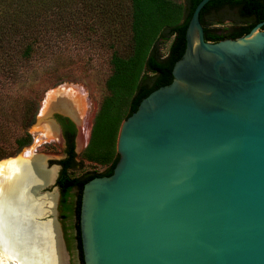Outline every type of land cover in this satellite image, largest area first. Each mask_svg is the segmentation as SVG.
Instances as JSON below:
<instances>
[{
	"label": "water",
	"instance_id": "1",
	"mask_svg": "<svg viewBox=\"0 0 264 264\" xmlns=\"http://www.w3.org/2000/svg\"><path fill=\"white\" fill-rule=\"evenodd\" d=\"M211 1L192 15L172 83L122 123L114 173L84 186L85 264H264V22L208 42ZM56 167L39 193L53 188L59 206Z\"/></svg>",
	"mask_w": 264,
	"mask_h": 264
},
{
	"label": "trees",
	"instance_id": "2",
	"mask_svg": "<svg viewBox=\"0 0 264 264\" xmlns=\"http://www.w3.org/2000/svg\"><path fill=\"white\" fill-rule=\"evenodd\" d=\"M201 1L189 0L184 5L176 0H131V53L128 56L114 53L112 56L113 73L106 84L109 95L95 117L89 144L82 155L81 164L88 161L105 167L103 173H89L84 177L70 174L71 170L78 169L79 164L74 143L76 132L70 135L66 127L71 150L68 158L60 161L62 171L57 186L61 192L63 220L71 216L76 219V241L82 264L85 263L80 215L84 186L95 178L114 173L119 162L117 142L122 123L138 110L141 102L152 92L172 83L174 67L186 51L189 23ZM120 5L121 1L110 4V7L117 9ZM100 11V6H93L88 0H0V75L18 76V63L32 60L43 47L44 38H47V43L52 40L55 27L65 23L59 21L64 13L72 21L71 24L86 28L90 27L94 13L101 15ZM221 11L236 12L239 23L222 28L205 19L208 14ZM200 18L206 41L237 39L264 22V0H214L205 6ZM70 22H67L69 30L74 28L69 25ZM119 23L118 18L113 16L105 21L110 41L116 42L121 38L116 31ZM170 41L168 52L164 53L161 45ZM37 112L38 107L28 114L27 127L35 122ZM31 143L32 137L25 131L17 139L15 151L8 156L19 153ZM4 158H0V162ZM74 190L78 191V195L72 202Z\"/></svg>",
	"mask_w": 264,
	"mask_h": 264
},
{
	"label": "rangeland",
	"instance_id": "3",
	"mask_svg": "<svg viewBox=\"0 0 264 264\" xmlns=\"http://www.w3.org/2000/svg\"><path fill=\"white\" fill-rule=\"evenodd\" d=\"M120 1L122 5L117 9L110 7V4ZM176 1L187 5L185 0ZM88 2L93 6H100L101 9V15L94 13V18H91L90 14V27L83 28L80 24H71L72 21L70 22L68 15L64 13V16H60L59 21L65 23L57 28L53 26L55 32L52 40L47 43V38H44L43 47L32 60L18 63V76L0 75V158L5 157L3 161L8 158L17 159L28 148H35V126L39 123L44 103L50 95L62 92L66 87H73L86 92L85 102L87 103L84 104L87 105L88 112H90L88 113L89 123L93 127L100 106L105 97L109 95L106 84L113 73L111 64L113 54L128 56L131 53L132 33L129 26L131 23V0H88ZM112 16L117 17L120 22L116 25V31L121 38L116 42L110 41L106 34L105 21L110 17L112 18ZM76 19L79 18L76 17ZM205 19L222 28H230L239 23L240 20L234 11L210 13ZM66 21L70 22L69 25L74 28L69 30ZM170 44L171 41L161 45L164 53L168 52ZM37 107L38 112L35 122L27 127L28 114ZM59 111L53 110L48 116L49 120L52 121L55 115L70 116L66 111ZM25 131L31 135L32 143L19 153L8 156L15 151L17 139ZM78 131L80 132L79 126ZM79 137L75 141L76 161L79 167L76 170H71L70 174L75 177H84L89 173H103L105 167L88 161H83V164H81L82 155L90 139L86 147L82 149ZM36 151L39 154L50 156L48 164L51 168L59 166L60 176L62 171L60 161L65 158L63 142L61 140L60 142L59 140H49L37 145ZM48 191L53 192V188L48 189ZM77 195L78 191L74 190L71 197L72 202H75ZM58 210L66 249L69 254V262L70 264H82L76 241V219L71 216L69 219L63 220L61 198Z\"/></svg>",
	"mask_w": 264,
	"mask_h": 264
},
{
	"label": "bare ground",
	"instance_id": "4",
	"mask_svg": "<svg viewBox=\"0 0 264 264\" xmlns=\"http://www.w3.org/2000/svg\"><path fill=\"white\" fill-rule=\"evenodd\" d=\"M86 96L73 87L50 95L35 126V148L0 162V264H68L55 222L58 194L39 193L40 188L54 185L58 168L48 167L50 156L37 153L36 146L49 140L60 142L59 128L48 118L53 110H60L77 122L84 149L92 128ZM43 217L53 219L43 221Z\"/></svg>",
	"mask_w": 264,
	"mask_h": 264
},
{
	"label": "flooded vegetation",
	"instance_id": "5",
	"mask_svg": "<svg viewBox=\"0 0 264 264\" xmlns=\"http://www.w3.org/2000/svg\"><path fill=\"white\" fill-rule=\"evenodd\" d=\"M185 1L188 2L189 0H185ZM54 119L57 122V127L59 126L58 128H59L60 135H61V142H63V145H64V151H63V154L65 156L64 159H66L68 158L69 152L71 150V144L68 139V136L66 135V127H68L69 129L70 135H72L74 131L76 132L74 143L77 139L78 128H77V125L74 119L68 115H55ZM75 153H76V150H75ZM61 170H62V166H61Z\"/></svg>",
	"mask_w": 264,
	"mask_h": 264
}]
</instances>
